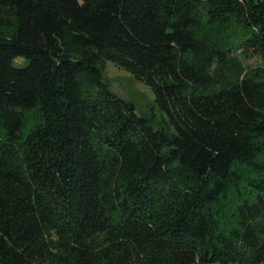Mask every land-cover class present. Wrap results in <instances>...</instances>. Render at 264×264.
I'll use <instances>...</instances> for the list:
<instances>
[{"label": "trees", "instance_id": "16d2710c", "mask_svg": "<svg viewBox=\"0 0 264 264\" xmlns=\"http://www.w3.org/2000/svg\"><path fill=\"white\" fill-rule=\"evenodd\" d=\"M212 262L264 264V0H0V264Z\"/></svg>", "mask_w": 264, "mask_h": 264}, {"label": "rangeland", "instance_id": "374dc122", "mask_svg": "<svg viewBox=\"0 0 264 264\" xmlns=\"http://www.w3.org/2000/svg\"><path fill=\"white\" fill-rule=\"evenodd\" d=\"M25 65L23 59H17L16 65ZM105 80L109 83L112 91L134 103L136 110L140 114L151 115L156 113L160 115L155 95L152 90L142 81L137 80L133 74L113 61H108L104 71ZM201 264V263H193ZM207 264H221L220 262H212Z\"/></svg>", "mask_w": 264, "mask_h": 264}]
</instances>
